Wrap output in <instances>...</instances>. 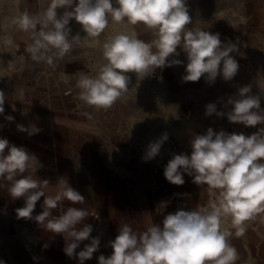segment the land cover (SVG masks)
Returning <instances> with one entry per match:
<instances>
[{
	"label": "rangeland",
	"instance_id": "374dc122",
	"mask_svg": "<svg viewBox=\"0 0 264 264\" xmlns=\"http://www.w3.org/2000/svg\"><path fill=\"white\" fill-rule=\"evenodd\" d=\"M112 2L115 7V0ZM77 3L74 0L73 7ZM49 4L50 0H0V90L5 93L0 138L35 155L42 165L35 175L47 174L49 194H55L59 179L65 178L85 197L83 204L63 201L52 210L53 215L63 214L68 207L82 208L89 216L80 225H91L90 236H95L104 223L119 227L128 224L142 232L149 223L162 227L164 217L177 210L206 209L215 199L209 196L206 185L193 183L189 175L183 185H169L164 169L174 155L190 156L191 140L206 134L208 128L246 136L264 128V124L246 127L230 122L226 115H205L209 103H216L218 111H230L231 106L225 108L223 104L245 85H251L252 94L260 96L264 109V0H186L192 19L189 28L219 33L222 43L237 45L238 52L230 55L238 61L239 70L231 81L218 76L213 84L203 77L185 82L188 61L178 48L180 55L175 58L182 61L180 65L157 68L143 79L128 73L131 81L127 93L108 109H97L80 99L77 81L81 72L91 77L98 74L107 63L103 44L113 35L135 32L139 39L150 42L152 30L143 24H118L109 17L108 27L99 37L87 38L73 19L68 25L69 38L79 34L80 41L52 67L31 59L25 50L26 34L11 24L12 18L23 12L42 15ZM57 11L63 14L64 9ZM6 38L13 44L5 45ZM9 115L13 121L6 119ZM17 125L39 131L29 135ZM164 134L168 139L159 154L146 159L150 142ZM8 184L0 181V241L11 243V249L12 221L36 223L45 197L37 201L33 219L17 218L15 207H23L25 201L12 198ZM169 187L177 192L175 199L168 197ZM94 211H99L97 217ZM225 219L222 227L233 232L230 243L237 250L235 241L240 236L235 235L231 218ZM243 238H248V232Z\"/></svg>",
	"mask_w": 264,
	"mask_h": 264
},
{
	"label": "clouds",
	"instance_id": "9594fccd",
	"mask_svg": "<svg viewBox=\"0 0 264 264\" xmlns=\"http://www.w3.org/2000/svg\"><path fill=\"white\" fill-rule=\"evenodd\" d=\"M73 4L74 0H50L42 15L23 12L12 18V26L27 36L25 50L33 61L56 67V61L71 53L81 38L79 34L69 38L68 25L73 19L87 38L99 37L108 27L109 17L118 24H143L154 37L145 42L135 32H121L103 44L107 63L95 77L81 72L77 81L80 99L97 109L111 108L125 96L131 81L128 73L143 79L157 68L180 65L182 61L175 58L180 55L178 48L188 61L185 82H197L203 77L206 83L213 84L218 76L231 81L238 73V61L230 55L238 52L237 45L222 43L219 33L189 28L192 19L186 0H115V7L112 0H78L74 7ZM58 9H64L63 14H58ZM4 44L10 46L13 41L6 38ZM4 103L5 93L0 90V114L4 113ZM223 106H231V110L218 111L216 103H209L205 115H226L228 121L246 127L264 124L260 96L252 94L251 85L240 87ZM6 119L13 121L14 117ZM17 128L29 135L39 131L35 127L29 131L23 125ZM167 139L164 134L150 142L146 159L155 158ZM190 143L191 155H174L164 169V177L180 186L185 183L186 173L193 177V183L206 185L215 199L203 210L181 209L167 214L162 227L152 223L145 231L136 232L128 224L121 225L119 234L109 242L112 254L107 258L100 255L98 264H236L238 253L230 243L233 232L222 227V222L230 217L235 235L243 236L247 221L264 216V128L247 136L208 128L206 134L195 135ZM39 167L42 165L35 155L0 138V181L9 182L7 190L12 198L25 201L15 210L17 218L33 219L37 201L45 197L36 222L47 231L63 235L65 254L84 264L100 246L99 238L92 237L90 244L76 252L80 242L90 239L91 225L77 227L89 213L68 207L63 214L54 216L52 210L65 200L83 204L85 197L65 178L59 179L55 194H49V181L35 177Z\"/></svg>",
	"mask_w": 264,
	"mask_h": 264
},
{
	"label": "crops",
	"instance_id": "0c3cea01",
	"mask_svg": "<svg viewBox=\"0 0 264 264\" xmlns=\"http://www.w3.org/2000/svg\"><path fill=\"white\" fill-rule=\"evenodd\" d=\"M184 175L183 177L186 178L187 174ZM35 177L41 181L47 180V174L41 173ZM165 181L169 185L171 184L166 179ZM170 189L171 187H169L168 197L172 196V199H175L177 192H171ZM209 193V196H214V193ZM184 197L187 198L188 196ZM149 225L151 224L149 223ZM246 225L248 238L245 239L240 236L238 241H235L238 253L236 264H264V216H257L256 219L247 221ZM77 227L82 228L81 225ZM119 228L114 223H111L110 226L105 223L101 224L98 226L96 230L98 232L95 236H90L89 240L80 242L76 249L77 253L84 248L85 244H90L92 237H97L100 240L99 249L93 253L91 259L85 260L84 264H98L100 255L107 258L112 254L109 242L113 241L119 234ZM46 231L38 222L20 224L12 221V247L10 249L11 243L0 241V247H3V249L0 248V261H3V264H79L78 258H69L65 254V237ZM6 246L8 249H4Z\"/></svg>",
	"mask_w": 264,
	"mask_h": 264
},
{
	"label": "built area",
	"instance_id": "2783aa9c",
	"mask_svg": "<svg viewBox=\"0 0 264 264\" xmlns=\"http://www.w3.org/2000/svg\"><path fill=\"white\" fill-rule=\"evenodd\" d=\"M98 215H99V211H94V212H93V216H94V217H97Z\"/></svg>",
	"mask_w": 264,
	"mask_h": 264
}]
</instances>
